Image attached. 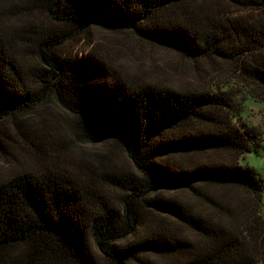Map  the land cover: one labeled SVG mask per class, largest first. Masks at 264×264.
<instances>
[{"label":"trees","instance_id":"16d2710c","mask_svg":"<svg viewBox=\"0 0 264 264\" xmlns=\"http://www.w3.org/2000/svg\"><path fill=\"white\" fill-rule=\"evenodd\" d=\"M93 26L231 63L264 103V0H0V119L53 97L85 142L119 139L134 169L0 182V264H264V178L240 163L261 142L239 126L233 89L66 55Z\"/></svg>","mask_w":264,"mask_h":264},{"label":"rangeland","instance_id":"374dc122","mask_svg":"<svg viewBox=\"0 0 264 264\" xmlns=\"http://www.w3.org/2000/svg\"><path fill=\"white\" fill-rule=\"evenodd\" d=\"M207 8L206 11L221 9L212 4ZM64 52L84 60L87 56L105 58L122 74L168 86L233 89L242 105L237 116L239 126L254 128L259 134L255 142H261L259 151L254 149L243 155L240 163L254 167L264 178V103L249 95L253 88L238 82L233 64L216 59L188 60L176 52L141 42L130 33L99 26H93L85 40L69 44ZM80 121L53 97L38 107L0 119V182L19 173L47 170L89 182L107 168L133 172V164L119 139L99 144L85 142L77 130ZM106 189L113 200H121L122 192Z\"/></svg>","mask_w":264,"mask_h":264}]
</instances>
